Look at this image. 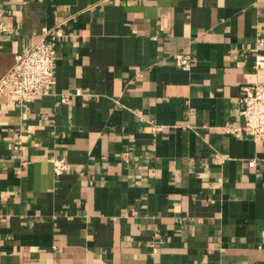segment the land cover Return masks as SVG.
I'll list each match as a JSON object with an SVG mask.
<instances>
[{
  "label": "crops",
  "instance_id": "crops-1",
  "mask_svg": "<svg viewBox=\"0 0 264 264\" xmlns=\"http://www.w3.org/2000/svg\"><path fill=\"white\" fill-rule=\"evenodd\" d=\"M0 6V77L63 32L46 94H0V264H264V141L239 102L264 82V0Z\"/></svg>",
  "mask_w": 264,
  "mask_h": 264
},
{
  "label": "built area",
  "instance_id": "built-area-1",
  "mask_svg": "<svg viewBox=\"0 0 264 264\" xmlns=\"http://www.w3.org/2000/svg\"><path fill=\"white\" fill-rule=\"evenodd\" d=\"M5 30L0 6V34ZM62 34L58 25L43 27L38 38L16 56L13 66L0 77V94L7 93L20 99L46 94L54 75L56 42ZM175 61L178 66L187 68L190 56L179 52ZM256 65L264 66V56L257 58ZM61 101L66 102L67 96L63 95ZM239 102L240 113L244 116L243 131L255 140L264 141V82L244 86ZM50 161L57 174L67 167L63 157H52ZM253 165V160L248 162V166Z\"/></svg>",
  "mask_w": 264,
  "mask_h": 264
}]
</instances>
